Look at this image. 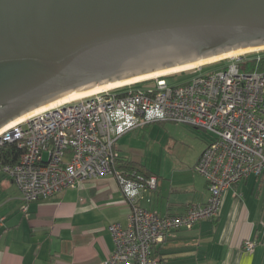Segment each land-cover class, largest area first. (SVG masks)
<instances>
[{
  "label": "built area",
  "instance_id": "obj_1",
  "mask_svg": "<svg viewBox=\"0 0 264 264\" xmlns=\"http://www.w3.org/2000/svg\"><path fill=\"white\" fill-rule=\"evenodd\" d=\"M225 61L217 71L204 73L206 66L194 70L185 83L170 85L168 77H160L144 88L101 92L2 132L0 157L6 145L20 152L15 165L0 158V174L19 190L21 210L27 212L32 203L82 183L116 177L131 211L126 226H109L115 250L101 264H161L152 258L155 246L176 232L218 218L227 190L250 176H264V50ZM163 122L203 130L212 139L194 167L207 182L209 200L176 216L141 207L146 193L157 190L156 177H130L114 167L120 138ZM133 191L136 195L130 196ZM243 247L251 253L256 242Z\"/></svg>",
  "mask_w": 264,
  "mask_h": 264
},
{
  "label": "water",
  "instance_id": "obj_2",
  "mask_svg": "<svg viewBox=\"0 0 264 264\" xmlns=\"http://www.w3.org/2000/svg\"><path fill=\"white\" fill-rule=\"evenodd\" d=\"M264 47V0H0V130L62 98Z\"/></svg>",
  "mask_w": 264,
  "mask_h": 264
},
{
  "label": "crops",
  "instance_id": "obj_3",
  "mask_svg": "<svg viewBox=\"0 0 264 264\" xmlns=\"http://www.w3.org/2000/svg\"><path fill=\"white\" fill-rule=\"evenodd\" d=\"M166 123L133 130L116 150L121 160L158 179L157 190L146 193L141 207L176 216L209 200L206 180L194 173L209 141L200 136L199 144L184 150L165 133L169 141L159 148L153 136ZM185 128L188 139L193 133ZM22 204L17 187L0 174V264H101L115 250L109 226H126L131 211L113 176L32 203L27 212ZM250 240L256 247L248 253L243 246ZM153 250L163 264H264V176H250L227 190L218 218L176 232Z\"/></svg>",
  "mask_w": 264,
  "mask_h": 264
},
{
  "label": "bare ground",
  "instance_id": "obj_4",
  "mask_svg": "<svg viewBox=\"0 0 264 264\" xmlns=\"http://www.w3.org/2000/svg\"><path fill=\"white\" fill-rule=\"evenodd\" d=\"M263 50H264V47L239 50V51H235V52H232V53H229V54H225V55H222V56H218V57H214V58H211V59L203 60V61H200V62L195 63V64L181 66V67H178V68L170 69V70H167V71L159 72V73L148 75V76H143V77H140V78H135V79L124 81V82L108 84V85H105V86H102V87H97V88H95L93 90H90V91H87V92H82V93H79V94L68 96V97L62 98V99H60V100H58L56 102H53V103H51V104H49L47 106H44V107H42L40 109H37V110H35V111L31 112V113H28V114L22 116L18 120L14 121V122L10 123L9 125H7L6 127L2 128L0 130V134H2V132H4L5 130L11 128L13 125H15L17 123H20V122H23L25 120H28V119H30V118L38 115V114H41L43 112L55 109V108H57L59 106H62L64 104H68V103H71V102H74V101H77V100H80V99H83V98L91 97V96H93L95 94H99L101 92L117 90V89L129 87V86H132V85H135V84H138V83L146 82V81H149L151 79L155 80V79L160 78V77H167V76H171V75H175V74H180V73H183V72L193 71L195 69L202 68L203 66H206V65L215 64L217 62H221V61L226 60V59L234 58L236 56H241V55L250 54V53L263 51Z\"/></svg>",
  "mask_w": 264,
  "mask_h": 264
},
{
  "label": "rangeland",
  "instance_id": "obj_5",
  "mask_svg": "<svg viewBox=\"0 0 264 264\" xmlns=\"http://www.w3.org/2000/svg\"><path fill=\"white\" fill-rule=\"evenodd\" d=\"M225 65H227V62L226 61L224 63H222V64H218V65H214V66H208V65H206L207 67L203 66V67H205L203 69V72L204 73H210V72H213V71H217V70H220ZM183 73H185V72H183ZM193 74H194V70L193 71H188V73H186L184 75L175 74V75H171L170 77L167 76L168 77L167 78V82L170 85H176V84H180V83H183V82H187L189 79H191V76ZM151 80L152 81L150 83L137 85V86H134L132 88H144V87H146L148 85H153L155 83V80L154 79H151ZM127 89L128 88H125L123 90H127ZM156 127H159V126L157 125ZM184 128H185V125H180V124L168 122V123L165 124V126L163 128H161L159 130V132L155 131L156 132L155 133V136H153L154 137V140L157 142L158 147L160 148L166 142L169 141L166 134H168V136L169 135H172L177 140L178 146L179 147H183L184 150H186V148L184 147L186 145H190V147L191 146L194 147L196 144H199L200 143V136L205 137V138H208V141L209 142H210V140H212L210 134H208L205 131L200 130V129L196 133L194 131V129L191 128V127L189 129L192 130V131L191 130L190 131L193 134L191 136H189L188 139H185L186 136H185V134H183V131H182V129H184ZM184 130H186V128Z\"/></svg>",
  "mask_w": 264,
  "mask_h": 264
},
{
  "label": "trees",
  "instance_id": "obj_6",
  "mask_svg": "<svg viewBox=\"0 0 264 264\" xmlns=\"http://www.w3.org/2000/svg\"><path fill=\"white\" fill-rule=\"evenodd\" d=\"M224 62H225V60H223L221 62H217V63L212 64V65L210 64L208 66L218 65V64H222ZM186 73H188V72L181 73L179 75H184ZM151 81L152 80L142 82V83H138V84H135V85H132L129 87H134V86L141 85V84H147V83H150ZM183 83H185V82H183ZM125 88H128V87H125ZM125 88H123V89H125ZM19 156H20V152L18 151V149L15 146L6 145L1 151V157L0 158L4 164L15 165L19 161ZM114 167H115V170H117L118 172H121L124 175H129L130 177H135V178L140 177V178H143L146 180L151 177V174L148 173L147 171H145L138 164L133 163V162H126L124 160H121L120 157L116 160ZM134 173H135V176H133ZM152 253H153L152 258L157 259L154 255V250ZM159 262L161 264H163L160 260H159Z\"/></svg>",
  "mask_w": 264,
  "mask_h": 264
},
{
  "label": "clouds",
  "instance_id": "obj_7",
  "mask_svg": "<svg viewBox=\"0 0 264 264\" xmlns=\"http://www.w3.org/2000/svg\"><path fill=\"white\" fill-rule=\"evenodd\" d=\"M130 186H131V182L129 183V187H130ZM129 195H130V196H134V195H136V192H134V191H133V192H129Z\"/></svg>",
  "mask_w": 264,
  "mask_h": 264
}]
</instances>
